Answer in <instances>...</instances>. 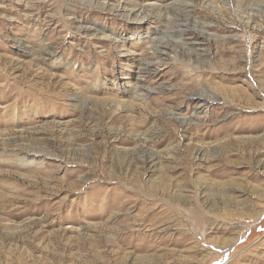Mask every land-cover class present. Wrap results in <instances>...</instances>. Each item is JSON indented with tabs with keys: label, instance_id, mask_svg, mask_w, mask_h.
Segmentation results:
<instances>
[{
	"label": "rangeland",
	"instance_id": "374dc122",
	"mask_svg": "<svg viewBox=\"0 0 264 264\" xmlns=\"http://www.w3.org/2000/svg\"><path fill=\"white\" fill-rule=\"evenodd\" d=\"M0 264H264V0H0Z\"/></svg>",
	"mask_w": 264,
	"mask_h": 264
}]
</instances>
